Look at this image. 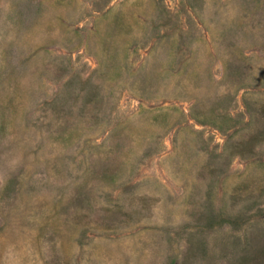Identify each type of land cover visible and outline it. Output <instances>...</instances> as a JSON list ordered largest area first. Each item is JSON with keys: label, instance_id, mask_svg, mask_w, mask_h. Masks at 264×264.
Listing matches in <instances>:
<instances>
[{"label": "rangeland", "instance_id": "obj_1", "mask_svg": "<svg viewBox=\"0 0 264 264\" xmlns=\"http://www.w3.org/2000/svg\"><path fill=\"white\" fill-rule=\"evenodd\" d=\"M0 264H264V0H0Z\"/></svg>", "mask_w": 264, "mask_h": 264}]
</instances>
